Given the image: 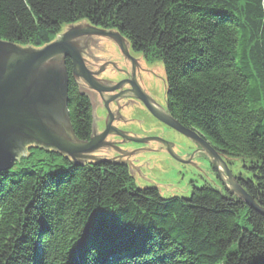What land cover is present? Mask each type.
<instances>
[{
    "label": "trees",
    "instance_id": "16d2710c",
    "mask_svg": "<svg viewBox=\"0 0 264 264\" xmlns=\"http://www.w3.org/2000/svg\"><path fill=\"white\" fill-rule=\"evenodd\" d=\"M81 20L163 62L170 114L246 163L264 207V0H0V40L41 47ZM67 66L87 140L91 101ZM0 264H264V216L224 188L163 197L123 161L34 147L0 172Z\"/></svg>",
    "mask_w": 264,
    "mask_h": 264
},
{
    "label": "water",
    "instance_id": "95a60500",
    "mask_svg": "<svg viewBox=\"0 0 264 264\" xmlns=\"http://www.w3.org/2000/svg\"><path fill=\"white\" fill-rule=\"evenodd\" d=\"M84 33L110 36L119 42L126 55L130 54L124 45L126 39L119 31L91 25ZM76 36L77 34L75 35V32L69 29L41 47L0 40V172L13 168L20 156L26 153L27 144L58 151L77 163H83L80 157H91L93 162L116 161V159L95 155L108 148L117 149L115 142L110 141L111 136L118 135L125 140L135 142L146 141L129 137L113 126L114 114L110 110L109 102L118 99L121 94L109 96L107 99L104 96L119 90L122 83L110 85L97 77L102 71L91 70L79 49L71 43ZM66 58H70L73 63V78L80 81L88 91H93L102 99L104 98L109 112L105 129L101 132L97 129L98 123L94 118L92 133L87 140L77 137L71 120L70 76ZM88 91L80 89L82 94L90 98L93 105ZM137 97L146 101L144 96L137 95ZM150 108L155 114L154 108ZM95 113L96 108L92 106L93 117ZM156 115L172 128L194 140L208 155L225 189L264 216V207L246 190L240 182L241 177L232 172L224 157L208 140L199 132L182 125L170 113L161 111ZM169 151L173 156L178 157L170 148Z\"/></svg>",
    "mask_w": 264,
    "mask_h": 264
},
{
    "label": "rangeland",
    "instance_id": "374dc122",
    "mask_svg": "<svg viewBox=\"0 0 264 264\" xmlns=\"http://www.w3.org/2000/svg\"><path fill=\"white\" fill-rule=\"evenodd\" d=\"M91 25L93 24H91L89 21L81 20L74 24L65 26L60 34L64 33L65 31L69 29L73 30L75 32V35L77 34V36L74 37L71 41V43L74 44L75 43L74 40L77 37L83 35L84 32H87L89 26ZM99 28H102V27H99ZM102 29H106V28H102ZM107 30L118 31L117 29H107ZM81 32L83 33L80 34ZM90 34H95V33H90ZM122 36L126 39V37L123 34ZM109 37L110 36H104V39L112 42V44L117 46V48L123 53L119 42L118 41L116 42V40H114L112 37L110 38ZM124 45L126 46V48H128V50L129 48L134 49L130 41H128V39L124 41ZM110 47H113V46L110 45ZM135 54H139V53L135 52ZM152 70L154 73V86L156 89V94L158 96V99L160 100L159 102L161 103V105H163L167 109V110H164L163 112L170 113L168 110L167 103H166L165 68H164L163 62L159 60H155L152 66ZM82 86L83 88L85 87L84 85ZM109 96H112L111 93L109 95L108 94L105 95L104 98L107 99V97ZM104 98L101 99L99 96H96L92 100V104H93L92 106L96 108V113L93 117V120L95 118L97 123L99 120H101V118L105 120V116H106L105 112L101 108L102 106H100L102 102L105 103ZM155 112L159 114L161 111L155 110ZM156 113L154 114V116L159 118L156 115ZM137 114L139 113L137 112L136 114H134V111H132L131 113H129L128 116H125V117L131 120L133 119V117H137L138 116ZM96 116L98 117L102 116V117L98 118ZM133 121L135 120L133 119ZM103 124L104 122L101 124L100 127L98 126L97 129H101ZM151 124L150 122H148L147 124L145 123V125L137 126V127L136 125L135 126L132 125V123L129 125L131 130L130 132H128L127 136L133 137L136 139H141V140L144 139L146 141L135 142L132 140H128L127 142L128 143L127 146L129 147L128 151L124 149L119 150V148L114 150L113 149L114 147H113L112 149L108 148L106 151L104 150L100 151V153L97 152L95 155L96 156L99 155L100 157H105V158L121 160V161L128 163L131 169L132 175L139 188L157 186L160 191V194L163 197H171V196L189 197L194 187L200 188L207 184L217 189L223 190L224 188L225 190V186L223 185L221 180L218 178L215 169L212 167V163L208 155L204 151L201 150V147H198L196 145V142L195 143L191 141L185 142V141L177 139V137H174V136L170 137L169 140L172 139L171 141L174 140L176 142L178 141L185 142L183 146L175 145L174 146L175 148L172 149L174 154H176V156H178L179 159L178 157L173 156V154H171V152L168 149H161L159 148V145L155 143L151 144L157 148L155 150L147 149L146 147L140 148L143 145L141 143H146L150 138H152L150 136V133L148 132V129ZM110 138H112L110 139V141H112L113 138L116 139L117 136L114 135V136H111ZM163 140L167 142L169 141L166 139H163ZM34 147H37V146L27 144L25 146L26 153L22 154L19 160L27 156L29 154V150ZM40 148L44 149L43 147H40ZM198 148H200L199 151H198ZM32 151L34 153L36 152L35 153L36 156H39L40 154L42 155V153L39 151L37 152L36 149H33ZM90 158L91 157L89 158L80 157V161L82 159L83 163L93 162L91 161ZM180 159L188 160V162H184ZM224 159L228 163L230 169L236 176L241 177V178H248L252 176L250 173V170L248 169L247 164L244 163L241 159H237V158L228 159L225 157Z\"/></svg>",
    "mask_w": 264,
    "mask_h": 264
},
{
    "label": "flooded vegetation",
    "instance_id": "af4514ba",
    "mask_svg": "<svg viewBox=\"0 0 264 264\" xmlns=\"http://www.w3.org/2000/svg\"><path fill=\"white\" fill-rule=\"evenodd\" d=\"M74 42V45L79 49L82 56L84 57L87 66L94 72H97L98 70L102 71L97 76L99 79H101L102 82L110 85L120 82L122 83V86L119 90L111 93V95L113 96L121 94L118 99L112 100V102L109 103L110 110L114 114L113 126L122 130L123 133L125 132L127 135L131 130L129 126L131 123L134 126L136 125V127L145 125V123L147 124L148 122H150V124L152 123L148 129V132L150 133V136L152 138H150L146 143H141L143 145L140 148L146 147L147 149L155 150L157 148L151 145L152 143H155L158 144L159 148L161 149L169 150L170 148L172 150L175 148V145L183 146L186 141L195 143V141L191 138L172 128L165 122L159 120V118L154 116V113L150 108L152 107L154 108V110L158 111L167 110L159 102L160 100L158 99L154 86V73L152 70V66L155 60H151L146 57L144 53L135 51L134 49L130 48V54L128 56L124 52L122 53L117 48V46L112 44V42L104 39V36L99 33H84L83 35L77 37ZM110 45L113 47H110ZM135 52L139 54H135ZM68 59L70 58L65 59L66 66L68 63ZM70 62L72 63L71 59ZM74 80L77 83L79 90L81 89L88 91L86 87L83 88L80 81L76 80V78H74ZM88 92L90 93L92 100L96 96H99L93 91ZM137 95L144 96L146 101H143L142 99L137 97ZM100 106H102L101 108L106 115L105 120L101 118L102 116H97L98 118H101V120L98 121L99 127L104 122L101 129H98L101 132L105 129L106 119H108L109 112L104 102H102ZM132 111H134V114H136L137 112L139 113L137 114V117H133L135 121H133V119L130 120L125 117L128 116ZM172 136L177 137V139L185 142H176L174 140L171 141L172 139L169 140V138ZM163 139L169 141L167 142ZM113 140L119 150L124 149L128 151V140H125L124 137L117 135V138H113ZM196 145L200 147L197 143ZM199 150L200 148H198V151ZM180 160L188 162V160Z\"/></svg>",
    "mask_w": 264,
    "mask_h": 264
}]
</instances>
